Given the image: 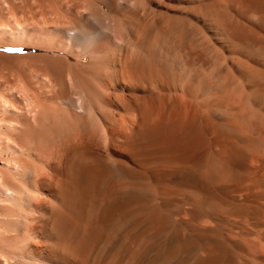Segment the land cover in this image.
<instances>
[{
	"label": "bare ground",
	"instance_id": "1",
	"mask_svg": "<svg viewBox=\"0 0 264 264\" xmlns=\"http://www.w3.org/2000/svg\"><path fill=\"white\" fill-rule=\"evenodd\" d=\"M0 264H264V0H0Z\"/></svg>",
	"mask_w": 264,
	"mask_h": 264
},
{
	"label": "rangeland",
	"instance_id": "2",
	"mask_svg": "<svg viewBox=\"0 0 264 264\" xmlns=\"http://www.w3.org/2000/svg\"><path fill=\"white\" fill-rule=\"evenodd\" d=\"M17 47V46H16ZM9 48V49H13L14 51H8L7 50V52L9 53V54H35V53H40V51L39 50H36V49H33V48H29V47H27V46H22V47H20V48ZM27 47V48H26ZM2 48V47H1ZM49 54H51V53H49Z\"/></svg>",
	"mask_w": 264,
	"mask_h": 264
},
{
	"label": "snow or ice",
	"instance_id": "3",
	"mask_svg": "<svg viewBox=\"0 0 264 264\" xmlns=\"http://www.w3.org/2000/svg\"><path fill=\"white\" fill-rule=\"evenodd\" d=\"M8 51H14L13 49H9Z\"/></svg>",
	"mask_w": 264,
	"mask_h": 264
}]
</instances>
